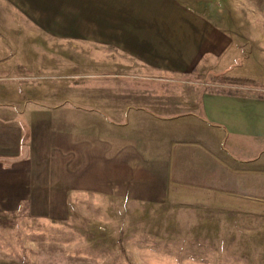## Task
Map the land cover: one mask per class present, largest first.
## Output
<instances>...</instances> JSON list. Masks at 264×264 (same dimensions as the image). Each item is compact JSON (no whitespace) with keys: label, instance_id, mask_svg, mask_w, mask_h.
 <instances>
[{"label":"crops","instance_id":"1","mask_svg":"<svg viewBox=\"0 0 264 264\" xmlns=\"http://www.w3.org/2000/svg\"><path fill=\"white\" fill-rule=\"evenodd\" d=\"M57 10L50 36L89 51L90 64L75 60L59 103L0 110V226L32 234L25 255L2 252L0 241V264H116L98 246L76 253L83 244L68 239L60 260L43 256L50 242L38 236L52 222L74 235L70 217L113 216L116 202L153 206L155 216L169 203L178 230L202 233L190 247L208 251L224 249L212 228L219 217L250 218L251 242L229 249L250 248L264 264V95L194 79L263 83L264 33L236 38L182 0H60ZM85 67L90 84L76 81ZM207 254L156 263H226Z\"/></svg>","mask_w":264,"mask_h":264},{"label":"rangeland","instance_id":"2","mask_svg":"<svg viewBox=\"0 0 264 264\" xmlns=\"http://www.w3.org/2000/svg\"><path fill=\"white\" fill-rule=\"evenodd\" d=\"M182 1L210 17L215 23L233 33L236 38H239L238 34L244 39L252 33H264V0ZM58 2L60 0H0V110L15 111L25 106L29 107L32 103L48 100L59 103L66 94L65 90H59V86L64 82L71 84L70 78L73 79L75 76V70H80L74 67L75 60L77 63L82 60L83 65L89 67V51L80 52L76 50L74 42L50 36L53 31L57 32L55 29L57 20L54 21L56 17L53 18L49 12L58 11ZM44 13L47 14V18L44 17ZM244 43L245 41L240 42ZM85 47L90 46L87 44ZM58 60H66V66L60 67ZM88 67H85L88 72L82 73L83 76L76 81H81L82 84L92 82ZM65 75L72 76L68 79ZM194 79L206 82L212 89L218 88L227 92L254 90L259 95H264V82L254 83L247 79L240 81L226 74H197ZM18 101L21 102L16 104ZM49 106L52 108L54 104ZM82 208L85 213L92 209L91 205L85 204ZM152 208L154 207L149 205L141 208L134 204L123 206L122 202H116L114 204L116 214L113 216L102 218L105 210L102 211L100 208L91 210L94 214L97 211V215L93 217H70L67 225L75 231L74 235L70 231L64 232L65 227L59 223L45 224L43 232L38 236L50 243L48 248L40 251L43 256L60 260L57 256L60 252L59 241L68 239L66 241H81L80 244H83L76 253H90V250L95 252L94 246H98L99 254L114 255L116 264H160L161 262L156 263V260L162 257L204 256L208 255L207 252H218L219 261H226L227 264L228 261L232 264L250 262L253 264L254 250L238 249L241 245L251 242L250 218L219 217L217 222L212 223V228L217 226V229H221L220 237L223 238L221 242H224L222 244L224 249L208 251L190 247V242L202 236V233L178 230L180 227L177 225H182L178 221L183 218L171 214V211L174 212V206H169V203L159 205L158 211L168 209L164 216H161L162 214L155 216ZM139 212L144 214L140 215ZM208 225L211 227V223ZM6 227L0 226V241L6 242L1 251L25 255L27 250L23 246L25 243L30 245L32 234L30 236L27 234L25 225L18 230L16 226ZM10 229L14 230L12 235ZM157 244H163L168 248L164 249L156 246ZM234 246L238 248L229 249Z\"/></svg>","mask_w":264,"mask_h":264},{"label":"trees","instance_id":"3","mask_svg":"<svg viewBox=\"0 0 264 264\" xmlns=\"http://www.w3.org/2000/svg\"><path fill=\"white\" fill-rule=\"evenodd\" d=\"M236 80H240V81H241V80H243V79H241V78H237Z\"/></svg>","mask_w":264,"mask_h":264}]
</instances>
